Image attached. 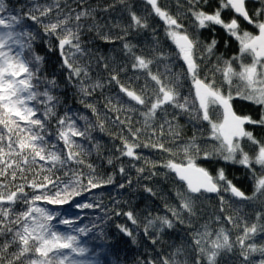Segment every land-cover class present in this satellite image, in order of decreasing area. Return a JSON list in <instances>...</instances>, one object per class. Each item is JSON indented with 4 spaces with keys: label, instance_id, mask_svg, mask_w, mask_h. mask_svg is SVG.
<instances>
[{
    "label": "snow or ice",
    "instance_id": "6c2138e0",
    "mask_svg": "<svg viewBox=\"0 0 264 264\" xmlns=\"http://www.w3.org/2000/svg\"><path fill=\"white\" fill-rule=\"evenodd\" d=\"M123 2V0H121ZM151 6L152 14L158 17L165 24V35L170 38L177 49V55L186 65L184 71L190 77L194 87V98L189 100L183 97L180 102L178 85L166 83L159 75L153 74L150 70L152 59H146L143 55H137L135 45L128 42L123 43V49L132 59L133 69L146 70L147 76L155 83L154 95L146 94L145 89L141 94L129 90L120 84L118 75H111L110 80L120 85V91L125 93L132 101L145 106V124L155 117L157 110L163 111L164 105H172L182 113H187L192 119L207 122L210 126L209 138L217 141L219 146L211 151L204 150L202 156L205 160H223L231 165H239L246 170V178L252 182L253 196H246L245 192L228 178L223 167L217 168L213 175L207 168L200 166L196 160L201 156V149L196 144L195 135L182 148L184 159L177 163L168 160L162 166L176 174L178 179L186 184L188 196L177 192L180 197V209L194 215V201L191 194L203 192L219 193L221 191L230 192L233 197L240 200L254 199L257 194L264 195V137H257L254 131L248 130L246 126L264 129V0H258L260 7L250 8L248 0H215L212 7V0H187L189 4L188 14H191L197 27L200 29H210L212 36L210 42L204 45L206 53L211 56L217 45L220 43L216 36L215 26H219L226 36L234 39L239 51L229 59H224L223 55L217 60L223 67L216 66L215 71L223 75V83L227 84V93L217 86L215 78L208 80L199 77V65L196 63V46L200 44L199 39L190 38L187 29L184 28L177 17L171 15L162 8L158 0H145ZM81 3V0H78ZM56 9L55 18L51 17L53 8ZM211 7V11H205ZM94 9L83 6L79 11L69 9L64 13L59 8V0H54L53 6H43L35 4L27 12L20 10L17 12L10 8L6 0H0V236L11 234V239L0 245V264H82L81 261L69 259L65 250L72 253L84 254L87 249L79 247L78 238L72 234H65L55 230L51 221L58 214L49 212L43 207L36 206V202L45 201L48 204L62 205L74 197L79 196L78 190L82 181L77 177L74 181L69 180L63 183L59 177L55 180L48 175L40 178V172L47 170L51 172L57 165L63 166L68 161L83 163L78 159L79 153L74 152V148H79L75 137H84L86 130L77 127L75 114H70V110L63 115H58L56 111L60 100L53 95V90L58 87L56 72L53 71L51 78L41 79V71L48 62L52 54L58 55L59 69L66 75L64 79L71 84L73 80L79 83V92L85 96H90L91 92L101 87L99 83L86 86L85 80L89 77L88 65H80L77 57L86 55V48L82 36L84 29L83 21L92 19L93 23L88 27V31H95L96 36L105 42H115L112 37L103 33V26L95 22L93 16ZM21 12L23 14L21 15ZM15 13V14H13ZM74 13V14H73ZM230 14V15H229ZM134 29L148 28L147 18L137 16L135 12H130ZM30 20L39 28L30 31L24 27V21ZM242 22L258 30V34L242 27ZM116 37L124 41L127 36ZM229 40L224 41V46H229ZM91 55V53H87ZM163 56V53L159 54ZM245 56L251 57V63H244ZM102 60L103 57H98ZM233 62L238 63L239 70L233 67ZM55 67V66H54ZM108 67L107 64L104 65ZM126 71V69H120ZM115 71V70H114ZM236 78L243 84V88H238L236 96L252 102L261 109L257 117L251 114L240 115L233 108L234 99L231 91L233 79ZM44 84V90L40 91V85ZM83 103V101H81ZM96 112L93 105H85ZM213 109L218 110V120H213L210 114ZM118 111V110H117ZM177 117L174 115L173 119ZM56 121V139L62 141L65 155L62 158L57 145L51 142L53 135L49 131L48 125L51 120ZM79 119H86L79 117ZM119 120V117H117ZM120 123H124L121 121ZM173 131L171 121H165ZM161 135H163L164 125H160ZM103 131V124L100 125ZM129 134L138 139L141 129L135 132L128 129ZM155 134V129H153ZM178 137L179 133L174 132ZM242 141L248 143L251 151H246ZM151 147L163 152H171L163 143L153 142L128 143L125 139L124 148L121 154L135 159H140L135 149L139 147ZM195 152V156L192 154ZM173 155H176L175 153ZM39 162L50 164L51 167L45 169L43 164L39 172L34 173V178L26 184L16 185L18 172L23 178V173L31 168L22 165H35ZM109 164L112 163L110 159ZM259 166V171L257 167ZM91 168V165H88ZM155 167V165H153ZM124 173V168L119 169ZM143 172L144 169H138ZM67 175V173H65ZM240 180V177H235ZM105 183H112L109 177ZM131 184V181L128 182ZM62 185V187H61ZM51 186V188L49 187ZM101 184L94 182L93 178L88 179L87 188H97ZM15 187V190L12 188ZM30 187L36 190L31 197L25 192V188ZM119 187L124 188L121 184ZM149 194L155 195L151 188H146ZM38 193V194H37ZM223 205V197H220ZM18 201L23 202L26 210L15 213L13 205ZM7 205V207H5ZM80 208H91L92 204L77 205ZM223 211V208L221 209ZM176 222L184 223L180 219V212L174 208H168ZM121 215V213H117ZM132 224L138 225L133 212L123 213ZM260 214L257 213V219ZM219 220V217H217ZM225 219L229 223H234L233 218L228 216ZM159 222L161 232L164 229L174 228V220L168 216H157L148 219L144 226L145 234L150 228H154ZM60 224L71 225L70 219H62ZM203 232L195 233L191 238L193 264H202V259L206 257L207 264H216V257L222 249L231 251L235 245H239L244 261L248 262L249 256L259 253L262 257L258 264H264V245L257 246L255 243H247L258 231V225L247 224L243 227V233L237 237L235 242H230L229 235L224 228L215 233L207 230L205 225ZM119 230L135 241L133 231L126 226H118ZM259 230H264V226H259ZM79 232L86 229L80 228ZM154 245L158 239H152ZM17 245V250L9 253L8 249ZM207 245V246H206ZM184 249L177 248L172 257H162L160 264H187L181 261ZM10 257V258H9ZM147 264H155L148 261Z\"/></svg>",
    "mask_w": 264,
    "mask_h": 264
},
{
    "label": "trees",
    "instance_id": "16d2710c",
    "mask_svg": "<svg viewBox=\"0 0 264 264\" xmlns=\"http://www.w3.org/2000/svg\"><path fill=\"white\" fill-rule=\"evenodd\" d=\"M158 2L162 8L178 18L179 22L187 29L190 38L199 39L200 44L196 46L195 52L196 63L199 65V77L201 79L207 77L208 80L214 77L217 86H226L223 83L222 73L215 71L216 66L223 67L217 57L223 55L224 59H229L237 54L239 51L237 42L226 36L219 26H215L216 36L220 43L214 53L209 56L204 45L211 40V30L197 27L192 15L188 14L187 0H158ZM6 3L17 12L20 10L27 12L35 4L53 6L54 0H6ZM81 3L84 7L95 10L93 12L95 22L102 25L103 33L112 37L115 42H105L96 36L95 31L89 32L87 29L93 23L91 18L82 22L84 24L82 36L86 55L77 57V62L80 65H88L89 77L85 80L86 86L97 83L102 85L95 88L90 96L79 92L80 85L77 81L73 80L71 84L65 81L66 73L58 67L57 54L51 55L41 71L40 75L43 79L45 76L51 78L55 70L58 87L53 90L52 94L60 100L56 107L57 114L63 115L70 110V114H75L77 127L86 130V135L75 137L80 147L73 149L74 152L79 153L78 159L83 163L68 161L63 166L57 165L52 168L51 172L47 170L40 172V178L44 175H48L53 180L59 177L63 183H68L69 180L74 181L79 177L82 181L78 189L81 194L72 197L68 203L62 205L38 201L36 206H44L51 211L64 210V213L74 223L71 225L72 229H75L73 231L78 232L80 247L87 249L84 253L86 260L93 264H147L148 261L160 264L162 257H172L176 249L181 247L184 249L180 257L181 261L186 260L187 264H193L191 238L205 225L212 227L214 221H218L217 224H224L230 230L239 233H243L245 224L250 227L252 224L261 222L264 225V195L261 194H257L254 199L243 201L233 197L230 192L224 191L218 195L191 194L195 214L192 215L180 209L181 199L177 196V192L188 196L187 188L175 178L172 171L162 165L170 159L180 163L184 159L182 148L194 135L196 144L201 149V156L196 160L200 166L207 168L213 175L217 168L223 167L228 178L233 180V183L249 197L253 196L252 182L246 178V170L239 165H231L223 160H205L203 158L204 150L211 151L219 146L217 141L209 138L210 126L207 122L194 120L187 113L180 112L172 105H164L163 111L158 109L155 117L150 119L146 125L143 113L147 108L132 101L120 91V85L110 80L111 75H118L120 84L135 91L138 95L141 94L142 89H145L147 83L146 94L154 95L156 86L147 76L146 70L131 67L133 61L123 49V43L128 42L136 46L134 51L137 55H143L146 59L153 60L150 65L153 74L159 75L166 83L178 85L180 102H183V97H188L190 101L193 100V85L190 77L184 71L186 65L177 55L175 45L165 35V24L152 14L151 6L147 5L145 0H123V2L121 0H81ZM81 3H78V0H59V8L64 13H67L69 9L79 11ZM214 6L215 0H212V7ZM248 6L257 8L260 7V4L258 1L248 2ZM205 11H211V7L206 8ZM130 12L146 17L149 27L143 29L129 27L132 24ZM22 14L23 12H21ZM56 14L54 7L51 17L55 18ZM24 27L30 31H36L39 28L30 20L24 21ZM242 27L254 34L258 33L257 29L246 23L242 22ZM125 29L128 33L125 40L115 39L125 36ZM225 40L230 42L227 48L224 46ZM87 53H91V55ZM160 53H163V56H160ZM98 57H103V59L98 60ZM243 62L251 63V57L245 56ZM105 64L108 65L107 68L104 67ZM233 67L237 71L239 70L237 62H233ZM122 68L126 71H121ZM239 82L236 78L233 79L231 86V91L234 90L233 95H236ZM44 87L45 85L41 84L39 90L43 91ZM85 105H93L96 112H92L91 108ZM233 105L240 115L251 114L257 117L261 111L259 106L241 98L235 99ZM174 115L177 117L176 119H173ZM79 117L86 119H79ZM214 117L215 120L219 119L218 110L215 111ZM166 120L171 121L173 131H170L169 125L165 123ZM121 121L124 123H120ZM101 124H103V131L100 130ZM161 124L164 125L163 135H161ZM55 125V119L51 120L48 125L49 131L53 133L50 140L57 145L63 158L65 155L62 147L63 142L56 139ZM129 127L133 132L136 129H141L138 139H134L129 134L127 130ZM247 128L254 131L258 138L264 137V129L251 126ZM153 129H155V134H153ZM174 132H178L179 136L175 137ZM125 139L130 144L163 143L166 148H170L172 151L163 152L141 146L135 149L140 159H135L121 154L125 151ZM242 143L246 151H251L246 141H242ZM174 153L176 155H173ZM192 154L196 155L195 152ZM110 159L112 160L111 164L108 163ZM42 164L45 169L51 167L50 164L39 161L35 165H22L26 169L30 167L31 170H26L23 173V178L18 172L14 183L19 185L31 181L34 178V173L40 171ZM88 165H91V168ZM121 167L124 168V173H120ZM256 167L259 171V166ZM141 168L144 169L143 172L138 171ZM109 177H112V183H105ZM235 177L241 179L237 180ZM89 178H93L94 182L100 183L101 186L85 190ZM129 180L131 184L128 183ZM121 184L125 187H119ZM49 187L51 188V186ZM146 188H151L155 195L145 191ZM12 190H15V187ZM35 191L30 187L25 188L29 197ZM221 196L224 200L223 205ZM80 204H92L93 207L80 208L77 206ZM169 207L180 212L183 224L175 221L171 212L168 211ZM13 208L15 213L26 210L21 201L13 205ZM129 211L133 212L139 226L132 224L123 215ZM117 213H121V215H117ZM257 213L260 214L259 219H257ZM157 216H168L173 219L174 228L164 229L161 232L157 221L156 227L150 228L145 234L144 226L147 220ZM228 216L233 218L234 223H229L225 219ZM120 225L133 231L135 241L119 230L118 226ZM80 228H84L86 231L79 232ZM10 239L11 234L0 236V245ZM152 239H158L159 242L154 245L151 242ZM257 242L260 246L264 245V232L259 234ZM17 247V245L12 246L8 252L16 251ZM251 257L253 263L259 262L262 258L259 253L251 255ZM202 264H207L206 257L202 259Z\"/></svg>",
    "mask_w": 264,
    "mask_h": 264
},
{
    "label": "rangeland",
    "instance_id": "374dc122",
    "mask_svg": "<svg viewBox=\"0 0 264 264\" xmlns=\"http://www.w3.org/2000/svg\"><path fill=\"white\" fill-rule=\"evenodd\" d=\"M239 87L241 89L243 88V84H241V82L239 84ZM213 120H215V119H213ZM39 207H43V208L47 209V207H44V206H39ZM47 210L49 212L54 213V214H58L56 216V218L53 221H51L55 230H57L58 232H61V233H65V234L70 233L72 235L77 236V238H78V232L73 231L75 229L74 228L72 229V227H71V225L74 223H72L71 225H64V224L59 223V221L62 219H70V217L64 213V210H57V211H53V210L51 211L49 209H47ZM70 220H72V219H70ZM214 222L216 224L214 223L212 225V227L207 226V230H209L213 233L212 239L215 238V233L218 232L221 228H224L225 231L228 233L230 242H235L237 237L242 235V233H239L235 230H230L224 224H219V223L217 224L218 221H214ZM256 224L258 225V231L254 237H252L250 240L247 241V243H255L257 246H260L257 242V238L259 237V234L264 232V230H259V226H264V225L261 222H258ZM204 230H205V227H203L199 232H203ZM77 244L80 247L79 238H78ZM65 254L69 255V259L81 261L82 264H93V263L88 262L86 260L84 254L81 255L79 253H72L70 250H65ZM254 254H258V253H254ZM251 255H253V254H251ZM251 255L249 256V260H248L247 264H258V262L253 263V258L251 257ZM217 263H219V264H246V262L244 261L242 255H241V249H240L239 245H235L231 251H228L226 249H222L220 251L219 255L216 257V264Z\"/></svg>",
    "mask_w": 264,
    "mask_h": 264
},
{
    "label": "flooded vegetation",
    "instance_id": "af4514ba",
    "mask_svg": "<svg viewBox=\"0 0 264 264\" xmlns=\"http://www.w3.org/2000/svg\"><path fill=\"white\" fill-rule=\"evenodd\" d=\"M258 1V0H257ZM257 1H248V2H257ZM238 84H240V82L238 83ZM228 88V86H227V84H226V86H223V87H221V90L223 91V92H225V93H227V88ZM237 87H238V85H237ZM240 88V87H239ZM232 90V89H231ZM193 91H194V88H193ZM234 91V90H233ZM232 91V92H233ZM234 96V99H233V101L235 100V99H238L239 97H237L235 94L233 95ZM233 101H232V105H233ZM233 108H234V105H233ZM235 109V108H234ZM215 111L217 112V110L216 109H213L212 111H211V115H212V118L213 119H215V117H214V113H215ZM246 127H248V126H246Z\"/></svg>",
    "mask_w": 264,
    "mask_h": 264
},
{
    "label": "water",
    "instance_id": "95a60500",
    "mask_svg": "<svg viewBox=\"0 0 264 264\" xmlns=\"http://www.w3.org/2000/svg\"><path fill=\"white\" fill-rule=\"evenodd\" d=\"M248 1H257V0H248ZM258 34V33H257ZM194 88V87H193ZM173 173V172H172ZM174 174V176H175V178L180 182V183H182L183 185H185L186 186V184L184 183V182H182V181H180L179 179H178V177L176 176V174L175 173H173ZM201 193H204V194H208V195H218L219 193H208V192H201ZM201 193H197V194H193V195H199V194H201ZM237 198V197H236ZM240 199V198H239Z\"/></svg>",
    "mask_w": 264,
    "mask_h": 264
}]
</instances>
